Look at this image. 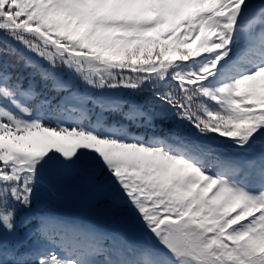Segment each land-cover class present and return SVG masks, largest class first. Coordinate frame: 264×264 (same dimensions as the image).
Instances as JSON below:
<instances>
[{"label":"snow or ice","instance_id":"snow-or-ice-1","mask_svg":"<svg viewBox=\"0 0 264 264\" xmlns=\"http://www.w3.org/2000/svg\"><path fill=\"white\" fill-rule=\"evenodd\" d=\"M0 264H264V0H0Z\"/></svg>","mask_w":264,"mask_h":264},{"label":"rangeland","instance_id":"rangeland-1","mask_svg":"<svg viewBox=\"0 0 264 264\" xmlns=\"http://www.w3.org/2000/svg\"><path fill=\"white\" fill-rule=\"evenodd\" d=\"M129 130L131 131V129ZM130 133L134 135L132 132ZM43 206H46L47 213L56 209L57 212L55 213H58L57 215L65 213L77 217L85 216L91 219L80 222L79 218H74V222L80 225H93L92 221L96 222L94 217L97 216L107 219L108 222L104 225L110 226V228L128 227L120 214L93 197L87 185L75 177H68L59 181L51 189H42L38 193L32 209H38Z\"/></svg>","mask_w":264,"mask_h":264},{"label":"trees","instance_id":"trees-1","mask_svg":"<svg viewBox=\"0 0 264 264\" xmlns=\"http://www.w3.org/2000/svg\"><path fill=\"white\" fill-rule=\"evenodd\" d=\"M126 126L129 127V129L134 130L137 134H143L145 132V130L143 128H140L138 126H131L128 124ZM51 209H53V208H51ZM54 211H56V209H54ZM47 212H48V210H47L46 206H43L41 208L39 207L38 209L34 208L32 210L31 209L30 210H21L19 218L20 219L31 218L34 221L35 219H37L39 217L49 216V214ZM94 218L96 219V222L98 225H104L108 222V220L104 219V218H99L97 216H95ZM30 227H31V225H29L27 228H20L19 232H18V237L23 238ZM107 227L110 229V226H107Z\"/></svg>","mask_w":264,"mask_h":264}]
</instances>
